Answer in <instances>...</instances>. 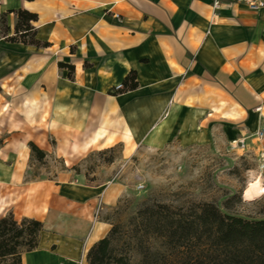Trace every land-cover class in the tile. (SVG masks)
I'll return each instance as SVG.
<instances>
[{"label":"crops","instance_id":"crops-1","mask_svg":"<svg viewBox=\"0 0 264 264\" xmlns=\"http://www.w3.org/2000/svg\"><path fill=\"white\" fill-rule=\"evenodd\" d=\"M8 11L36 15L37 39L51 46L0 35V216L44 226L23 259L56 247L76 264L81 246L87 255L109 234L101 215L123 194L73 172L92 155L121 147L127 163L141 149L241 141L264 126V11L229 0L218 12L213 0H0ZM131 73L139 89L113 95ZM30 144L67 171L28 179Z\"/></svg>","mask_w":264,"mask_h":264},{"label":"trees","instance_id":"trees-1","mask_svg":"<svg viewBox=\"0 0 264 264\" xmlns=\"http://www.w3.org/2000/svg\"><path fill=\"white\" fill-rule=\"evenodd\" d=\"M10 16L17 21L12 36L7 25ZM37 23L36 15L8 11L0 16V35L6 44L37 51L50 49L49 44L37 39ZM58 67L68 71V79L73 81V67L63 64ZM138 89L137 77L131 73L122 90L113 95ZM29 149L31 163L45 166L48 156L32 144ZM59 163V173L66 172L64 164ZM73 172L78 174L79 169ZM104 222L110 226L108 221ZM130 224L132 230L125 235L120 228L110 226L107 237L87 253L86 264H131L130 254L134 250L141 258L140 264H264V221L225 216L212 204L192 206L187 211L144 204ZM43 233L44 226L39 222L26 219L18 222L13 215L0 216V264H23L24 256L39 249Z\"/></svg>","mask_w":264,"mask_h":264},{"label":"rangeland","instance_id":"rangeland-1","mask_svg":"<svg viewBox=\"0 0 264 264\" xmlns=\"http://www.w3.org/2000/svg\"><path fill=\"white\" fill-rule=\"evenodd\" d=\"M238 142L219 139L210 146L184 151L171 148L158 153L141 149L127 163L122 161V148L116 147L111 153L92 155L79 173L84 172L89 181L93 175L101 176L107 188L115 186L123 194L115 207L104 211L101 220L120 228L124 235L131 232L130 223L144 204L175 211L212 204L225 216L264 221V196L244 201L249 185L259 184L264 189V143L249 141L243 151ZM111 161L114 170L109 172L106 170L111 166L107 164ZM60 171L59 161L53 158L45 166L31 163L28 179L52 180ZM140 186L142 190L138 191ZM44 239L50 242L51 237ZM85 250L86 245L81 246L76 264H85ZM47 253L52 258L59 257L56 247ZM130 260L131 264H140L141 258L134 250Z\"/></svg>","mask_w":264,"mask_h":264},{"label":"built area","instance_id":"built-area-1","mask_svg":"<svg viewBox=\"0 0 264 264\" xmlns=\"http://www.w3.org/2000/svg\"><path fill=\"white\" fill-rule=\"evenodd\" d=\"M232 5L243 6L252 12H261L264 11V0H229ZM220 8V0H213V11L218 12ZM122 90V86H118L115 89V92H120ZM249 141H257L258 143L264 142V126L261 127L257 132L253 134H249V136L240 142L237 143L238 148L240 150L245 151L248 148L246 145ZM142 187H138V191H141ZM100 211L97 213V218L99 217Z\"/></svg>","mask_w":264,"mask_h":264},{"label":"bare ground","instance_id":"bare-ground-1","mask_svg":"<svg viewBox=\"0 0 264 264\" xmlns=\"http://www.w3.org/2000/svg\"><path fill=\"white\" fill-rule=\"evenodd\" d=\"M262 196H264V189H261L259 184H251L244 194V201L252 202ZM59 254L61 259H54L47 254L46 250L42 249L37 256L25 257L23 259V264H66L64 262L67 257L66 253L60 251Z\"/></svg>","mask_w":264,"mask_h":264}]
</instances>
